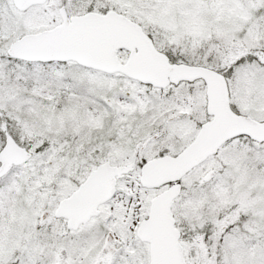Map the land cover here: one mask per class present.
<instances>
[{
  "label": "snow or ice",
  "instance_id": "6c2138e0",
  "mask_svg": "<svg viewBox=\"0 0 264 264\" xmlns=\"http://www.w3.org/2000/svg\"><path fill=\"white\" fill-rule=\"evenodd\" d=\"M0 264H264V0H0Z\"/></svg>",
  "mask_w": 264,
  "mask_h": 264
}]
</instances>
